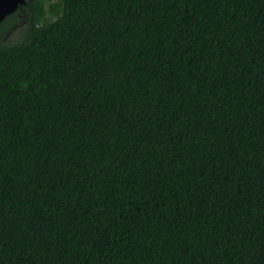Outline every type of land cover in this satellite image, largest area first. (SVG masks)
<instances>
[{"label":"trees","instance_id":"16d2710c","mask_svg":"<svg viewBox=\"0 0 264 264\" xmlns=\"http://www.w3.org/2000/svg\"><path fill=\"white\" fill-rule=\"evenodd\" d=\"M19 24L0 264H264V0H25Z\"/></svg>","mask_w":264,"mask_h":264},{"label":"rangeland","instance_id":"374dc122","mask_svg":"<svg viewBox=\"0 0 264 264\" xmlns=\"http://www.w3.org/2000/svg\"><path fill=\"white\" fill-rule=\"evenodd\" d=\"M18 9V8H17ZM16 9V10H17ZM16 10L14 12H16ZM11 14V13H10ZM9 15V14H8ZM16 17L18 19H23L24 17V14L21 12V13H16ZM20 30H21V26L20 24L18 26H15V27H12L10 28L9 30H7V28L0 34V41L1 42H6V43H9V42H13L15 41L16 39H18V37L20 36L19 33H20Z\"/></svg>","mask_w":264,"mask_h":264},{"label":"water","instance_id":"95a60500","mask_svg":"<svg viewBox=\"0 0 264 264\" xmlns=\"http://www.w3.org/2000/svg\"><path fill=\"white\" fill-rule=\"evenodd\" d=\"M24 3L25 0H0V22Z\"/></svg>","mask_w":264,"mask_h":264}]
</instances>
